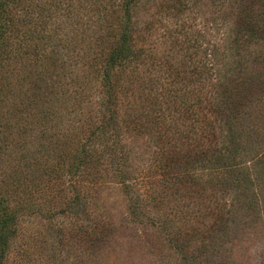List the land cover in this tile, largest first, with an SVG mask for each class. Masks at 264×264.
<instances>
[{
    "label": "trees",
    "instance_id": "16d2710c",
    "mask_svg": "<svg viewBox=\"0 0 264 264\" xmlns=\"http://www.w3.org/2000/svg\"><path fill=\"white\" fill-rule=\"evenodd\" d=\"M139 2L0 0V264L24 208L87 213L107 175L136 194L133 220L168 207L165 225L199 235L264 203V150L241 116L243 96H264V4L221 0L211 36L180 20L179 51L159 58L136 44ZM239 46L262 72L227 58ZM140 130L156 145L133 154Z\"/></svg>",
    "mask_w": 264,
    "mask_h": 264
},
{
    "label": "rangeland",
    "instance_id": "374dc122",
    "mask_svg": "<svg viewBox=\"0 0 264 264\" xmlns=\"http://www.w3.org/2000/svg\"><path fill=\"white\" fill-rule=\"evenodd\" d=\"M184 1L187 7L176 12L175 4ZM220 1L140 0L134 16L137 46L147 50L158 46L159 58L172 56L179 51V22L183 19L195 26L207 24L211 36V13ZM263 1L244 0V3L259 9ZM238 48L231 47L227 58L237 63L243 58L245 61L241 59L240 65L248 74L262 72L263 68L253 65L252 56L243 46ZM173 60L176 62L179 56ZM154 72L150 71L148 76ZM261 95L259 92L243 96L241 116L245 128L252 132L254 145L264 150V96ZM256 106L263 111L262 115H257ZM138 134L132 142L125 141L131 144L133 154L137 148L145 149V141L156 145L146 131L140 130ZM98 182L100 188L91 196L87 213L80 207L72 214L58 212L50 217L37 211V207L24 208L5 264H264V203L253 210L236 206L231 212L225 211L221 225L217 222L209 235H199L190 228L165 225L168 207L151 210L148 205V214H154L151 215L154 219L133 220L129 204L136 194L126 195L123 186L108 175ZM260 184L264 195V183ZM45 202L40 201L42 205Z\"/></svg>",
    "mask_w": 264,
    "mask_h": 264
}]
</instances>
